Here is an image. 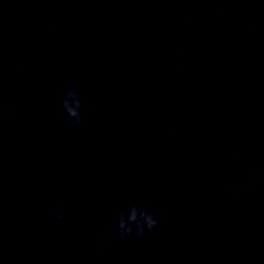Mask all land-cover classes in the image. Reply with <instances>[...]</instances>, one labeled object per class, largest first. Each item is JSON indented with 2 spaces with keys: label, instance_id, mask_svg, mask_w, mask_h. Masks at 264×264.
I'll return each instance as SVG.
<instances>
[{
  "label": "water",
  "instance_id": "1",
  "mask_svg": "<svg viewBox=\"0 0 264 264\" xmlns=\"http://www.w3.org/2000/svg\"><path fill=\"white\" fill-rule=\"evenodd\" d=\"M9 106L0 264H264V0H0ZM131 201L164 218L122 240Z\"/></svg>",
  "mask_w": 264,
  "mask_h": 264
},
{
  "label": "clouds",
  "instance_id": "2",
  "mask_svg": "<svg viewBox=\"0 0 264 264\" xmlns=\"http://www.w3.org/2000/svg\"><path fill=\"white\" fill-rule=\"evenodd\" d=\"M91 95V92L89 93ZM61 118L67 117L70 127L79 128L85 125L84 101L81 97V90L78 84L69 81L66 90L61 93V102L57 112ZM16 110L9 106L7 111H0V120L4 117L14 118ZM264 180V168L253 169L249 183L246 188H241L240 193L255 191L257 183ZM229 192L235 191L233 188ZM50 215L55 216L57 220L64 219L63 205L59 210L55 207L49 208ZM115 222L108 223V230L112 236L122 240H127L133 236L143 238L148 233H153L161 225L164 218V210L158 205L140 204L131 201L124 208L114 210ZM102 246L107 247L103 236L100 238Z\"/></svg>",
  "mask_w": 264,
  "mask_h": 264
}]
</instances>
